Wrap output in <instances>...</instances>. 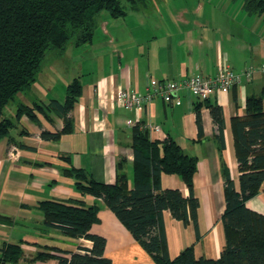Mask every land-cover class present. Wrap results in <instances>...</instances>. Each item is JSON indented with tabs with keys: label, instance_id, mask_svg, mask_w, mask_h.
I'll return each instance as SVG.
<instances>
[{
	"label": "crops",
	"instance_id": "0c3cea01",
	"mask_svg": "<svg viewBox=\"0 0 264 264\" xmlns=\"http://www.w3.org/2000/svg\"><path fill=\"white\" fill-rule=\"evenodd\" d=\"M148 3L125 17L105 16L91 42L68 45L63 52L72 49L73 65H67L59 52L44 59L35 81L25 91L15 116L20 104L64 102L67 85L76 77L82 82V93L71 110V131L57 139H43L42 130L61 129L64 119L52 109L36 110L39 122L23 114L14 127H18L16 132L0 139V218L11 220L0 219V264L1 248L9 242L20 243L24 255L8 264H57L55 257H35L48 246L67 251L92 247L89 239L74 238L58 227L45 225L39 206L45 199L98 204L99 221L90 231L106 238L104 254L112 264H157L103 199L82 194L63 173L69 166L83 167L95 179L113 183L118 161L125 156L124 170L131 184L133 126L148 123L161 127L158 132L150 131L152 138L172 136L186 153L198 157L193 178L194 194L200 202L198 228L192 220L185 224L165 211L170 257L175 258L187 246L194 247L197 257L220 256L226 242L222 221L226 202L216 124L208 103L223 110L226 147L222 154L239 190L241 172L233 118L243 116L247 97L264 88V18L248 13L243 0H178L176 8L170 0H162L163 9L160 5L147 8ZM226 66L236 71L253 66V79L230 90L216 88L205 98L183 91L178 105L156 97L136 109L126 108L116 99L119 88L146 92L150 78L214 76ZM198 103L202 104V137H198L196 122ZM162 185L190 194L176 173H164ZM247 205L264 213V183Z\"/></svg>",
	"mask_w": 264,
	"mask_h": 264
},
{
	"label": "trees",
	"instance_id": "16d2710c",
	"mask_svg": "<svg viewBox=\"0 0 264 264\" xmlns=\"http://www.w3.org/2000/svg\"><path fill=\"white\" fill-rule=\"evenodd\" d=\"M0 0V139L10 134L23 114L39 122L36 110L52 109L64 119L61 129L42 130L46 140L57 139L72 130L71 110L82 93V82L74 78L68 85L64 102L56 99L42 105L20 104L15 119L3 117V109L18 94L29 89L40 71L48 51L63 52L69 44L81 45L93 40L98 23L105 16L118 18L139 10L148 0ZM248 13L264 18V0H243ZM202 104L195 107L198 137L204 133ZM216 124L226 208L222 215L226 242L219 257H197L187 246L171 258L166 244L164 215L185 224L192 220L198 228V197L194 194V173L198 157L186 153L172 137L154 139L144 124L133 126V180L124 170L121 156L113 183L102 182L83 167L69 166L63 173L74 180L82 194H91L104 203L130 230L157 264H264V213L247 205L264 183V88L246 100L245 114L233 118L236 156L240 168V189H236L230 168L223 158L226 147L224 115L220 105L208 103ZM164 173H176L187 184L190 194L162 185ZM45 225L60 228L71 237L92 241L91 248L67 251L48 246L35 259L55 257L57 264H112L105 256L106 238L92 233L99 221V206L58 199L40 201ZM1 220L11 221L9 218ZM2 264L17 262L24 251L20 243L9 242L2 248ZM52 251L60 253L53 254ZM68 254V255H67Z\"/></svg>",
	"mask_w": 264,
	"mask_h": 264
},
{
	"label": "built area",
	"instance_id": "2783aa9c",
	"mask_svg": "<svg viewBox=\"0 0 264 264\" xmlns=\"http://www.w3.org/2000/svg\"><path fill=\"white\" fill-rule=\"evenodd\" d=\"M255 73L253 66H247L241 71H236L228 66L220 69L214 76L193 75L181 79L159 80L150 78L146 92L140 93L125 88H119L116 99L126 108H140L150 103L154 98L161 97L164 101L172 104H181V93H188L205 98L216 89H231L236 84L245 81H251ZM149 131H160L161 127L157 124H144ZM16 150V149H15ZM16 154V153H15Z\"/></svg>",
	"mask_w": 264,
	"mask_h": 264
},
{
	"label": "rangeland",
	"instance_id": "374dc122",
	"mask_svg": "<svg viewBox=\"0 0 264 264\" xmlns=\"http://www.w3.org/2000/svg\"><path fill=\"white\" fill-rule=\"evenodd\" d=\"M123 2H124V4L126 3L127 4V2H125L124 0H122ZM162 0H149V3H148V6H147V8H150L151 6L153 7H156L157 8V6H161L162 7V9L164 8L163 6H164V4L163 3H160ZM173 8H176V7H178V0H170V3H169ZM168 4V5H169ZM166 5V4H165ZM167 6V5H166ZM142 9V7L140 8V10ZM165 10V9H164ZM70 46H73V44L71 43V44H69ZM72 49H69V51H66L65 53L64 52H61V54H63L62 55V57H61V59L67 64V65H73V63H72V61H73V57H72V54H71V51ZM56 53V51L55 50H50V51H48V53H47V55H46V58H45V60H49L52 56H53V54H55ZM61 56V55H60ZM24 95H25V91L24 92H21L20 94H18L17 96H16V98L15 99H13V100H11L8 104H6V106L4 107V109H3V113H2V116L3 117H9V118H14L15 119V110H16V108H17V106H18V104L21 102V100L23 99V97H24ZM18 128V127H17ZM17 128H13L11 131H10V133L12 134V133H15L16 131V129Z\"/></svg>",
	"mask_w": 264,
	"mask_h": 264
}]
</instances>
